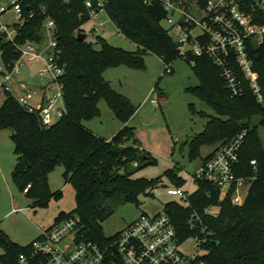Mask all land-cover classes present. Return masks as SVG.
I'll return each mask as SVG.
<instances>
[{"label": "trees", "instance_id": "obj_1", "mask_svg": "<svg viewBox=\"0 0 264 264\" xmlns=\"http://www.w3.org/2000/svg\"><path fill=\"white\" fill-rule=\"evenodd\" d=\"M107 0L106 11L118 32L137 48L133 53L108 44L96 36L95 43L78 40L85 34L83 24L89 21L86 0H20L22 17L14 24L13 40L0 32V60L8 67L18 58L16 47L29 42L39 46L44 40V22L55 24L58 64L63 69L59 81L65 106L64 116L46 129L37 114L29 113L9 93L0 107V129H10L16 163L12 178L20 191L30 186L25 196L33 207H47L51 199L60 200L61 191H51L46 179L57 166L64 168V180L75 192L76 207L71 213L59 212L54 221L78 218L86 238L108 244L113 240L102 234L100 222L113 210L110 203L122 200L135 202L139 194H152L161 183L155 179L133 178L134 174L153 164L150 156L137 146L134 130L127 123L136 109L130 100L115 92L103 74L113 66L124 64L132 68L144 66V56L154 54L165 65L181 57L169 31L163 26L165 11L154 0ZM99 46V49L95 48ZM259 75L263 102L258 103L243 83L242 95L232 97L220 71L206 57L195 58L192 66L199 85L188 88L215 113L204 130L189 143L190 157L199 154L204 145L217 147L245 132L235 175L252 178L245 202L234 206L230 199L220 201L219 190L202 182L189 200V205L169 203L164 212L174 224L181 241L198 236L207 264H264V152L253 117L264 126V45L252 52ZM189 62L188 59L184 58ZM190 63V62H189ZM104 99L123 127L110 140L95 135L83 126L99 114L98 104ZM133 140V144L128 142ZM212 153L202 160L210 159ZM256 161V171L250 162ZM175 187L184 180L174 169L164 173ZM218 206L217 218L203 216V210ZM193 212L201 217V227H191ZM4 253L2 264H17L23 247L11 240L0 243Z\"/></svg>", "mask_w": 264, "mask_h": 264}, {"label": "built area", "instance_id": "obj_2", "mask_svg": "<svg viewBox=\"0 0 264 264\" xmlns=\"http://www.w3.org/2000/svg\"><path fill=\"white\" fill-rule=\"evenodd\" d=\"M146 0L145 2H150ZM166 13L163 23L170 33L177 34L174 41L181 57L195 66V58L206 57L220 71L226 88L232 97L242 95L246 83L258 103L263 102L259 75L255 70L252 52L264 45V0H154ZM107 0H86L88 18L97 21L100 14L108 16ZM11 11L20 22L22 7L20 0H10L8 6L0 5V15ZM109 18V17H108ZM102 27L101 22H97ZM48 46L38 52L36 46L27 42L16 47L20 59L31 56L45 64L40 76H49L56 88L42 91L41 102H33L36 92L24 85L16 94L17 102L29 113L37 114L42 125L49 129L65 114L62 84L59 81L63 69L58 64L59 51L54 37V22L46 20L43 25ZM96 32L97 29H94ZM0 32L12 41L14 34L0 23ZM15 33V28H14ZM47 54V58L43 54ZM8 74H3V87L11 94L9 84L13 74L19 71V61ZM0 67V75L1 73ZM165 72L171 73L166 65ZM52 95L51 97L49 95ZM156 104V100H152ZM246 133L236 135L219 145L210 159L201 164L191 176L188 188L172 187L167 194L177 197L179 204L188 206L199 183L205 182L219 190L220 201L229 198L234 206H241L247 197L252 178L235 175L239 163V152ZM256 171V161L250 162ZM24 189V193L28 188ZM156 190L153 191L155 193ZM218 206L203 210V216L217 218ZM191 227H201V217L193 212L188 220ZM202 229V227H201ZM200 243V237L195 236ZM183 241L178 237L174 224L163 212L154 216L142 215L117 233L108 244H98L83 234L78 218H65L54 222L41 232L16 257L17 264H207L203 255L188 257L180 251Z\"/></svg>", "mask_w": 264, "mask_h": 264}, {"label": "rangeland", "instance_id": "obj_3", "mask_svg": "<svg viewBox=\"0 0 264 264\" xmlns=\"http://www.w3.org/2000/svg\"><path fill=\"white\" fill-rule=\"evenodd\" d=\"M9 2L10 0H0V5L7 7ZM97 22H101L103 26L98 27ZM0 23L9 33L14 34L13 25L19 22L16 15L8 10L0 15ZM163 26L167 29L164 23ZM82 29L89 43H95L96 36H100L115 48L130 53L136 51L137 46L123 37L105 14H100L97 21H86ZM170 36L173 41L177 38L174 33H170ZM47 46L48 39L44 37L42 43L37 46L38 52H43ZM95 48L99 49V46L95 45ZM43 57L47 58V54L44 53ZM19 59L18 54V58L8 67L0 60V82L3 81V74H8ZM19 65V71L13 74L9 82L11 95L16 96L20 86L24 85L31 92H36L32 101L38 104L42 99V91L47 88L55 90L56 86L51 83L49 76H40V72L45 68L43 62L25 56L20 59ZM165 67L160 57L147 54L144 56L142 68L119 64L108 68L103 74L112 89L128 98L136 109L127 125L134 130L137 146L153 161V164L138 170L133 178L161 177V183L156 186L155 193L139 194L135 202H123L120 199L110 203L113 212L100 222L102 234L106 238L114 237L142 215L154 216L163 213L167 204L179 203L177 197L167 194V190L175 185L164 173L174 169L184 180L182 187L188 188L190 178L195 175L202 160L217 147L216 144L204 145L197 156L190 157V140L204 130L209 118L216 117V113L196 95L188 92V88L199 85V79L187 60L179 57L172 61L170 74L165 72ZM6 96L4 88L0 87V107ZM152 100H156V104H153ZM98 108V116L84 121L83 126L98 137L110 140L121 130L123 123L116 118L104 99L99 101ZM251 126L257 128L264 152V126L260 125V118L253 117ZM11 134L10 129H0V231L18 246L26 247L40 236L41 229L51 227L59 212L71 213L75 209V192L64 180L63 166H57L48 174L46 182L51 191H61L62 198L51 199L44 208L33 207L32 201L17 188L12 178L16 157ZM128 144L132 145L133 140ZM180 251L188 257L205 254L195 236L184 240ZM3 253L0 244V255Z\"/></svg>", "mask_w": 264, "mask_h": 264}, {"label": "water", "instance_id": "obj_4", "mask_svg": "<svg viewBox=\"0 0 264 264\" xmlns=\"http://www.w3.org/2000/svg\"><path fill=\"white\" fill-rule=\"evenodd\" d=\"M86 38L85 34H79L78 35V40H84ZM7 241V236L0 231V243L6 242Z\"/></svg>", "mask_w": 264, "mask_h": 264}, {"label": "crops", "instance_id": "obj_5", "mask_svg": "<svg viewBox=\"0 0 264 264\" xmlns=\"http://www.w3.org/2000/svg\"><path fill=\"white\" fill-rule=\"evenodd\" d=\"M216 148H217V147H216ZM13 210H15V209H13ZM54 222H55V221H54ZM52 225H53V224H52ZM52 225H51V226H52ZM48 228H49V227H48ZM48 228H47V229H48ZM44 230H46V229H41V232L44 231Z\"/></svg>", "mask_w": 264, "mask_h": 264}]
</instances>
